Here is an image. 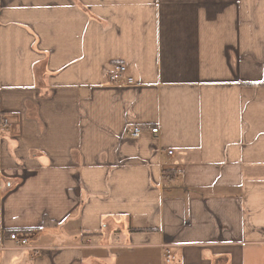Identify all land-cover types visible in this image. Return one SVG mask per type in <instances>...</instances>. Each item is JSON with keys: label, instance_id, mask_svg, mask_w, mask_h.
Instances as JSON below:
<instances>
[{"label": "crops", "instance_id": "obj_1", "mask_svg": "<svg viewBox=\"0 0 264 264\" xmlns=\"http://www.w3.org/2000/svg\"><path fill=\"white\" fill-rule=\"evenodd\" d=\"M2 116L0 264H264V0H0Z\"/></svg>", "mask_w": 264, "mask_h": 264}, {"label": "built area", "instance_id": "obj_2", "mask_svg": "<svg viewBox=\"0 0 264 264\" xmlns=\"http://www.w3.org/2000/svg\"><path fill=\"white\" fill-rule=\"evenodd\" d=\"M111 79L115 84H131L133 79L126 74V66L123 63H114L111 69ZM0 128L2 130H7L10 128L9 119L5 116H2L0 119ZM131 137H138L141 135V128L139 126L133 127L130 131ZM152 133H157L158 128H151ZM171 153V151H169ZM8 239L11 240L18 247H25L29 242V237L21 232H10L8 234ZM37 251V249H36ZM165 261L170 262L173 260L169 250L164 251Z\"/></svg>", "mask_w": 264, "mask_h": 264}, {"label": "trees", "instance_id": "obj_3", "mask_svg": "<svg viewBox=\"0 0 264 264\" xmlns=\"http://www.w3.org/2000/svg\"><path fill=\"white\" fill-rule=\"evenodd\" d=\"M25 231V230H24Z\"/></svg>", "mask_w": 264, "mask_h": 264}]
</instances>
